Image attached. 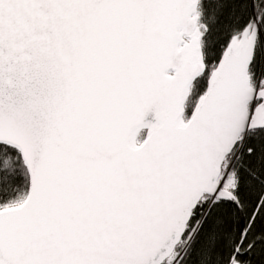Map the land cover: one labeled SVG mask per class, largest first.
Returning a JSON list of instances; mask_svg holds the SVG:
<instances>
[{"label":"snow or ice","instance_id":"snow-or-ice-1","mask_svg":"<svg viewBox=\"0 0 264 264\" xmlns=\"http://www.w3.org/2000/svg\"><path fill=\"white\" fill-rule=\"evenodd\" d=\"M0 264H264V0H0Z\"/></svg>","mask_w":264,"mask_h":264}]
</instances>
